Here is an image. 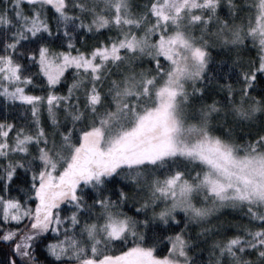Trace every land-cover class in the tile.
<instances>
[{"label": "snow or ice", "instance_id": "1", "mask_svg": "<svg viewBox=\"0 0 264 264\" xmlns=\"http://www.w3.org/2000/svg\"><path fill=\"white\" fill-rule=\"evenodd\" d=\"M0 264H264V0H0Z\"/></svg>", "mask_w": 264, "mask_h": 264}]
</instances>
